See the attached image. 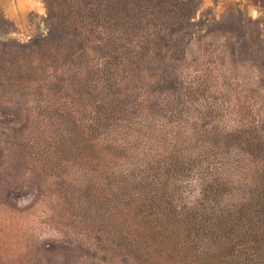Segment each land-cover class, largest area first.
I'll use <instances>...</instances> for the list:
<instances>
[{"label": "rangeland", "instance_id": "obj_1", "mask_svg": "<svg viewBox=\"0 0 264 264\" xmlns=\"http://www.w3.org/2000/svg\"><path fill=\"white\" fill-rule=\"evenodd\" d=\"M49 1L0 0V264H159V236L147 242L149 249L139 237L137 255H131L126 245L136 233L128 218L81 210L78 188L87 178L95 179L98 169L92 170L94 148L86 151L87 164L80 162L76 131L95 116L97 89L91 84L80 90L68 78L73 73L69 63L53 67L49 57L40 74L47 78L32 80L30 67L40 61L28 46L35 37L46 38ZM191 16L183 52L173 48L162 60L142 61L141 72L130 82L139 93V110L127 113L134 123L146 117L155 100L170 95L172 114L156 118L164 139L155 149L144 142L131 145L126 155L130 135L123 128L113 131L109 137L121 151L101 158L102 170L129 173L136 153L144 166L152 150L157 155L171 150L175 134L187 142L241 125L264 129V0H194ZM94 48L90 43L87 50L93 54ZM121 77L126 87L122 71ZM42 109L69 114L68 122L63 116L53 121L47 112L40 120ZM193 147L195 152L198 144ZM230 159L224 171L231 189L227 201L236 203L264 183V174L256 157L236 148ZM200 186L195 172L183 177L176 203L194 202ZM106 225L107 230L101 228ZM188 253L187 260L173 264H191Z\"/></svg>", "mask_w": 264, "mask_h": 264}, {"label": "trees", "instance_id": "obj_2", "mask_svg": "<svg viewBox=\"0 0 264 264\" xmlns=\"http://www.w3.org/2000/svg\"><path fill=\"white\" fill-rule=\"evenodd\" d=\"M193 5L194 0H50L46 38L35 37L28 46L30 54L38 55L40 61L29 72L35 74L34 82L45 80L47 77L41 79L40 74L45 72L43 62L49 57L53 67L69 63L73 73L68 78L80 90L91 84L97 89L95 116L76 131L80 162L87 164L86 151L94 148L96 168L92 170L98 169L95 179L87 178L80 184L79 204L85 212L110 214L108 219L118 213L128 218L136 233L127 242L128 253L137 255L135 242L139 237L146 239L149 249L147 242L159 236V264H173L182 257L187 260L189 251L191 264H264V183L255 184L246 199L231 203L227 201L229 178L224 175L235 148L256 157L258 170L264 174V129L259 126L241 125L187 142L175 134L176 144L171 150L162 155L152 150L144 157V166L136 153V161L129 160V173L102 170L101 158L121 151L109 137L113 131L123 128L130 135L126 155L131 145L144 142L155 149L164 139L156 118L172 114L170 95L155 100L146 117L134 123L127 113L139 110V93L133 92L130 82L141 72L142 61L162 60L173 48L183 52L180 46L190 34L186 26ZM90 43L95 44L93 54L87 50ZM120 71L127 79L126 87L120 84ZM46 112L53 121L64 118L68 122V113L54 115L50 109L39 111V117L44 114L40 120ZM195 144L198 149L193 152ZM191 172L201 180L199 196L180 205L176 202L181 181ZM101 228L107 230L108 225Z\"/></svg>", "mask_w": 264, "mask_h": 264}]
</instances>
